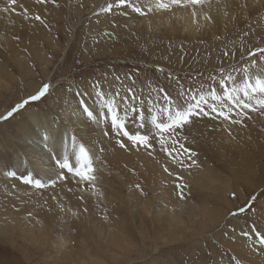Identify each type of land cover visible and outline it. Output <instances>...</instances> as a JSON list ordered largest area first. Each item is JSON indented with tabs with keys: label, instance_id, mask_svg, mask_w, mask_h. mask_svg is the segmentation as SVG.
Instances as JSON below:
<instances>
[{
	"label": "rangeland",
	"instance_id": "rangeland-1",
	"mask_svg": "<svg viewBox=\"0 0 264 264\" xmlns=\"http://www.w3.org/2000/svg\"><path fill=\"white\" fill-rule=\"evenodd\" d=\"M109 2L111 0H55L53 3L49 0L46 4H39L38 10L28 12L25 19L32 29L20 36L19 54L10 55L0 47V117L35 95L44 84L52 87L40 100L29 101L8 119H0L1 136L12 135L16 125L33 111L50 113L60 108L62 103L69 102L72 94L81 92L85 81L99 82L102 91L111 88L112 94L118 92L120 96L126 95L131 88L136 96L145 101L149 98L160 100L163 95L160 89L174 99L182 90L207 92L210 86H214L219 93L222 91L219 84H214L210 77L219 79L220 69L223 68L226 73L241 80L238 77L248 66V50L264 47V20L254 19L252 25L236 33H224L208 42L186 45L179 40H163L151 32L140 35L135 28L119 24L116 17L134 11L127 8L114 14L102 13L101 8ZM140 2L133 0V3ZM36 15L43 19L44 24L34 18ZM106 94L112 96L110 92ZM61 96L64 97L62 101ZM75 97L78 103L80 97ZM160 103L163 101L160 100ZM251 115L252 119L248 120L250 125L254 118V114ZM214 117L215 114L206 117V121L227 125L230 131L232 125ZM131 128L135 126L131 125ZM137 130L142 132V129ZM263 137L264 133L259 143ZM186 147L197 153L194 157L197 163L207 161L206 166L222 179L224 189L220 187L216 192H208L182 183L180 186L186 192L183 194L192 206L167 212L174 215L175 223L163 220L157 224L153 213L148 211L143 215L150 218L140 223L123 203L120 211L116 212L118 202L125 200L127 191L115 184L116 189L108 192L114 197L110 198L112 204L106 206L105 215L109 221L120 223L115 229L117 237L120 240L123 235L121 241L130 243L131 252L123 255L112 249L114 257L110 258L87 234L84 235L81 228L76 229L75 224H71L74 253L64 264H235L232 259L235 254L228 248L230 238L237 237L240 242L249 244L251 240L243 233L248 232L254 237L252 228L260 232L262 226L258 213L264 212V159L259 151L254 150L255 161L246 159L253 163L249 166L255 172H251L253 174L248 178L240 179L233 177L228 166L223 168L218 163V156L209 158L207 142L194 125L187 129ZM139 186L137 190L144 191V187ZM141 193L152 202L151 192ZM253 196L256 197L254 202L251 199ZM250 203L254 213L238 211ZM232 212H237V215H231ZM141 234L145 237L142 238ZM15 236L12 243L7 242L10 239L2 242L0 236V264L61 263L53 250H50L51 253L46 251L48 244L30 247L23 245ZM59 237L53 236L50 242ZM82 239L91 250L82 244ZM88 250L102 262L89 260L86 255ZM242 264L248 263L242 261Z\"/></svg>",
	"mask_w": 264,
	"mask_h": 264
},
{
	"label": "bare ground",
	"instance_id": "bare-ground-1",
	"mask_svg": "<svg viewBox=\"0 0 264 264\" xmlns=\"http://www.w3.org/2000/svg\"><path fill=\"white\" fill-rule=\"evenodd\" d=\"M146 3L147 0H141L140 5ZM213 4L211 14L214 17V23L202 19L194 23L190 10L183 9L176 11L175 15L164 13L140 16L130 12L128 15L116 17V20L119 24L135 28L140 35L151 32L163 40L167 39L169 42L179 40L186 45L208 42L215 36L221 37L224 33H236L237 30L252 25L254 19L264 20V0H213ZM38 5L36 0H17L16 4L11 6L14 11L0 10V47L10 55L19 54L20 36H23L25 32L29 33L32 29L23 16L24 10L27 9L28 12L38 10ZM5 6H7V0H0V9ZM1 75L0 72V77ZM238 78L243 79V75ZM242 79L236 78V84L239 85ZM95 82L85 81L81 93L91 94L84 98L89 106L99 112V102L92 88ZM103 92L112 94L111 88ZM60 99L62 101L64 97L61 96ZM74 99L76 97L72 94L69 102L62 103L60 108L50 113L33 111L16 125L12 135H0V236H2V242L10 239L7 242L12 243L14 241L12 237L16 235L26 246L38 248L46 243L48 244L46 251L53 250L60 264H64L69 255L74 253L71 240L74 231L71 224H75V228H81L84 235L87 234L105 255L113 258L112 249H117L123 255L131 252L130 243L121 241L123 235L120 240L117 237L115 229L117 223H120L109 221L105 215L106 206L112 204L109 200L114 197L108 192L116 189L115 184L127 191L125 200L118 202L116 212L120 211L123 203L128 207L132 217L140 223L147 220L149 216L143 213L148 211L153 213L157 224L163 220L175 223L174 215H168L167 212L171 210L177 212L184 207L192 206L185 194L183 199L180 198L177 184L186 183L208 192H216V189L220 187L225 188L222 179L206 166L207 161L199 163L196 161L198 167L193 166L182 170L179 163H173L160 150L159 144L147 150L144 148L137 150L134 147L129 150L120 149L115 143V134L104 136L103 130L106 125L102 123L97 126L91 123ZM253 114L251 125L246 120L245 126L232 125L230 131L227 130V125L208 123L206 117L193 124L199 135L207 142L209 158L218 156V163H221L223 168L228 166L235 178H248L255 172L252 166H249L253 163L247 160L255 161L254 150L259 151L261 158L264 159V137L262 142H258L264 133V116L259 113ZM150 115L146 105L144 121L148 124L145 123L142 133L149 136L155 132L150 123ZM129 127L131 128V125ZM65 130L69 135L76 132L95 154V175L98 177L95 188L78 183L69 177L65 181H57L55 187L36 189L23 184L17 178L6 176L7 171L16 172L17 177L32 172L42 182L50 185V179H55V173L59 170L50 159L49 148L46 147L42 137L46 131L50 132L51 148L59 154L63 152L61 141ZM131 130L137 131V127ZM69 152H71L70 146ZM164 167H169L174 175L169 176L165 173ZM139 184L144 187L142 189L144 191L137 190L136 186ZM147 191L152 193V202L141 193ZM258 218L262 225L259 228L260 232L264 233V212L258 213ZM82 230H80L81 233H83ZM53 236L60 237L50 242ZM141 237L145 235L141 234ZM81 242L85 247L87 246L83 239ZM229 244L228 248L244 263L264 264V255L253 251V248L258 249L259 245H254L252 240L247 244L233 237L230 238ZM90 253L89 250L86 252L89 260L95 263L102 262L101 258L92 256ZM82 264L86 263L82 262Z\"/></svg>",
	"mask_w": 264,
	"mask_h": 264
},
{
	"label": "snow or ice",
	"instance_id": "snow-or-ice-1",
	"mask_svg": "<svg viewBox=\"0 0 264 264\" xmlns=\"http://www.w3.org/2000/svg\"><path fill=\"white\" fill-rule=\"evenodd\" d=\"M17 0H7V6L2 11L9 12L12 5ZM49 0H36L37 4H46ZM55 3V0H52ZM130 8L140 16H148L149 14L169 13L175 15L178 10H190L193 22L196 23L202 19L209 23H214V17L211 14L214 8L213 0H147L145 5L133 3V0H111L105 7L101 8V12L105 14H114L117 10ZM99 15V14H97ZM227 15V13H225ZM23 16L28 18V10L25 9ZM40 23L44 24L43 19L36 15L34 17ZM45 27L47 25L45 24ZM110 35V34H109ZM228 55L227 52L224 53ZM248 66L242 69L243 79L237 85L236 78L231 73H226L223 68L220 69L219 79L212 76L210 79L213 83H218L221 92L218 93L214 86H210L207 92L188 89L182 90L177 98L171 97L164 89L159 91L163 93L160 100L149 98L147 101L136 96L135 92L129 88L127 94L120 96L117 92L109 96L102 91L99 82H95L92 88L95 92L96 100L99 102L100 111L97 112L87 104L85 96L90 93L76 92L74 95L80 97L78 106L86 115L91 123L100 126L102 123L106 125L103 135L108 137L115 134V143L120 149L129 150L131 148L153 149L155 144L160 145V150L164 152L173 163H179L181 169L197 166L194 157L197 153L186 147L187 129L203 117H209L215 114L214 118H222L230 125L245 126V121L252 119V113H259L264 116V47H256L247 52ZM52 86L44 84L42 88L35 94L18 104L16 108L8 112L6 116L0 119H8L13 112L22 109L29 101H38L44 97ZM118 98V99H117ZM150 113V123L155 132L149 136L137 131H132L129 125H134L137 129L145 127V107ZM219 105V106H218ZM239 117V118H237ZM231 135V132H229ZM46 147L49 148V157L54 162L57 171L55 179H50V185L42 182L32 172H28L23 176L17 177L14 171H7L5 174L9 178H17L25 185H30L36 189H43L48 186L55 187L57 181H65L69 177L78 183L86 184L95 188V181L98 177L95 175L94 167L95 154L79 137L76 132L71 135L65 130L62 133L63 152L57 153L52 150L49 141L52 139L50 132L45 133L42 137ZM69 146L71 152H69ZM151 154V153H150ZM163 171L169 176L174 173L169 167H164ZM78 178V180H77ZM180 179V177H177ZM137 188L140 186L137 185ZM180 190V198L183 199V190L179 184L176 185ZM234 195V194H233ZM252 201L256 200L253 196ZM87 211V209H85ZM240 213L247 211L255 212L252 204L242 207L238 210ZM231 215H237L232 212ZM255 234L253 240L252 235L244 232L243 235L252 240L253 244L259 245V248H253L264 255V233L251 230ZM235 264H242L241 259L232 257Z\"/></svg>",
	"mask_w": 264,
	"mask_h": 264
}]
</instances>
